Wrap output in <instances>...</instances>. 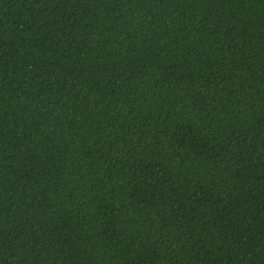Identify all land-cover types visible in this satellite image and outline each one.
Returning a JSON list of instances; mask_svg holds the SVG:
<instances>
[{
  "label": "trees",
  "instance_id": "1",
  "mask_svg": "<svg viewBox=\"0 0 264 264\" xmlns=\"http://www.w3.org/2000/svg\"><path fill=\"white\" fill-rule=\"evenodd\" d=\"M0 264H264V0H0Z\"/></svg>",
  "mask_w": 264,
  "mask_h": 264
}]
</instances>
